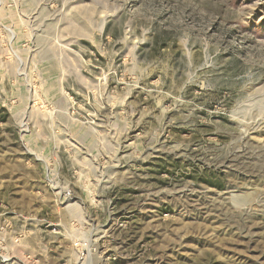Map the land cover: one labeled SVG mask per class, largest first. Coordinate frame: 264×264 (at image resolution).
<instances>
[{"label":"rangeland","instance_id":"obj_1","mask_svg":"<svg viewBox=\"0 0 264 264\" xmlns=\"http://www.w3.org/2000/svg\"><path fill=\"white\" fill-rule=\"evenodd\" d=\"M0 264H264V0H0Z\"/></svg>","mask_w":264,"mask_h":264},{"label":"bare ground","instance_id":"obj_2","mask_svg":"<svg viewBox=\"0 0 264 264\" xmlns=\"http://www.w3.org/2000/svg\"><path fill=\"white\" fill-rule=\"evenodd\" d=\"M29 110V109H28ZM24 127V126H23ZM236 184V183H235ZM185 238V237H184ZM217 243V242H216ZM98 248V247H97ZM97 251V249H96ZM85 254H87V256H89L90 254H92V252L90 250L86 251ZM83 260V259H82ZM84 260H85V256H84ZM85 262V261H84Z\"/></svg>","mask_w":264,"mask_h":264}]
</instances>
